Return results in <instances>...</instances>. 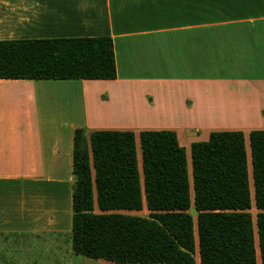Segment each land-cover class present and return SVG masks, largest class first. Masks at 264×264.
Wrapping results in <instances>:
<instances>
[{
    "label": "crops",
    "instance_id": "1",
    "mask_svg": "<svg viewBox=\"0 0 264 264\" xmlns=\"http://www.w3.org/2000/svg\"><path fill=\"white\" fill-rule=\"evenodd\" d=\"M89 36L112 37L115 79L0 78V235L72 230L76 128L185 148L264 129V0H0V40Z\"/></svg>",
    "mask_w": 264,
    "mask_h": 264
},
{
    "label": "trees",
    "instance_id": "2",
    "mask_svg": "<svg viewBox=\"0 0 264 264\" xmlns=\"http://www.w3.org/2000/svg\"><path fill=\"white\" fill-rule=\"evenodd\" d=\"M116 77L110 36L0 40V78ZM190 152L191 171L175 130H142L138 142L132 130L76 128L74 252L115 264H264V129L214 130Z\"/></svg>",
    "mask_w": 264,
    "mask_h": 264
},
{
    "label": "rangeland",
    "instance_id": "3",
    "mask_svg": "<svg viewBox=\"0 0 264 264\" xmlns=\"http://www.w3.org/2000/svg\"><path fill=\"white\" fill-rule=\"evenodd\" d=\"M105 95L106 93H102V96ZM149 100H151L152 102V97H149ZM189 103L190 102L187 101L185 105L189 106ZM163 104L166 107L169 106V103L167 102ZM163 111L164 110L160 109V112ZM178 112L182 114V112L179 109ZM166 113L167 115L169 114L168 112ZM181 116L182 117H170L169 115L165 116L166 122L174 121L176 123H187L192 121H196V122L209 121L202 118H187V116L183 114ZM194 137L200 139L202 138V135L194 136ZM199 141L202 140L200 139ZM246 145H247V153L250 158V147H249L248 139ZM185 150L187 154L189 170L191 171L190 146L186 147ZM140 157L141 155L139 151V160ZM124 212L131 214L147 215L149 213V210L145 207L141 211H124ZM252 212L255 215L257 210L253 207ZM71 238H72L71 231H67L63 233H40V234H20V235L8 234L5 236L0 235V264H81L83 256L74 252L72 248Z\"/></svg>",
    "mask_w": 264,
    "mask_h": 264
}]
</instances>
